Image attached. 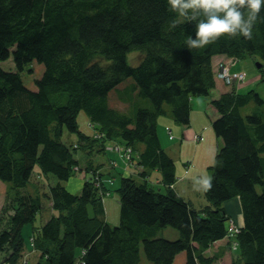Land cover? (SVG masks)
<instances>
[{"label":"trees","instance_id":"trees-1","mask_svg":"<svg viewBox=\"0 0 264 264\" xmlns=\"http://www.w3.org/2000/svg\"><path fill=\"white\" fill-rule=\"evenodd\" d=\"M173 22L177 27H170ZM189 35L195 38L194 23L168 11L167 0H0V62L11 53L15 67H0V181L7 187L0 264H19L22 227L34 223L44 198L52 215L34 229L36 264H140V247L152 264H171L180 252L186 254L183 264H211L215 258L205 252L219 243L227 245V264H264V100L254 90L235 88L210 100L219 146L203 207L173 189L175 163L156 134L158 117L189 124L190 99L214 88V56L257 57L264 83V23L256 24L251 40L221 38L201 50L184 46ZM131 51L138 53L136 65L128 63ZM32 62L43 66L35 90L21 78ZM127 78L146 103L130 115L108 101ZM80 111L94 136L79 131ZM64 128L77 135L76 147L62 140ZM109 141L121 144V153L129 149L124 161L139 168L119 177L116 226L105 220L101 192L108 178L91 164L80 169L74 155L76 148L104 153ZM36 165L37 176L58 180L42 195L26 191ZM76 169L84 178L73 195L60 182ZM152 171L160 175L163 193L149 183ZM234 199L242 226L230 236L226 223L234 211L227 202ZM164 227L178 237H156Z\"/></svg>","mask_w":264,"mask_h":264},{"label":"crops","instance_id":"crops-1","mask_svg":"<svg viewBox=\"0 0 264 264\" xmlns=\"http://www.w3.org/2000/svg\"><path fill=\"white\" fill-rule=\"evenodd\" d=\"M215 58L227 59L228 57L223 56V55L214 56L212 59V66H214L213 61H215ZM230 59L233 60L232 58ZM231 69H235L234 60H233V67ZM227 90H228V87L224 86L220 82L217 83V81L215 80L214 88L211 90L209 96L192 97L190 99V102H191L190 105H192V111H191V114H189L190 115L189 124L187 126L178 125L170 118L161 120V118L158 117L156 120V134H157L160 147L173 159L175 163L176 179L172 187L180 196H182L185 200L189 201L195 208H198V206L199 207L203 206L202 205L203 203H198V205H196V201L192 194L200 193L202 191V190H199V191L197 190L199 186L196 185L195 181L199 176L205 175V171L203 169V166H202V170H200L199 168L195 166L193 162V158L190 157L191 147L193 146V148L196 149L199 147V145H201L202 141L204 142L207 138L211 140L212 132H210L209 129H211V121L216 116V113L213 107L210 105V100L216 99L220 94L226 92ZM188 126L191 128V131L189 132L188 138L185 140L182 135V128H179V127L187 128ZM81 132L87 136L92 135L90 134L89 131L88 132L81 131ZM66 137L68 138L72 136H69L67 134ZM191 141H196V142L201 141V142L198 144L196 143L194 144ZM69 144H72V143H69ZM73 144H75V141ZM122 147L123 146L117 143L116 141H114L113 144H109V145L106 143L105 152L99 153L105 156V159H107L108 161L109 168L106 162H103V161L96 162V158L99 154H96V153L94 154L95 151L94 152L93 151H88V152L81 151L84 157V164L82 165L79 163L80 169L83 170L86 166H89V164H91L92 167L98 169V172L101 173L103 179L106 180L108 178V180H111V183H113L115 175L128 176L131 174H135V172L139 168L134 165L135 163L134 160L130 161L131 163L124 161V159L120 156V151L122 150ZM107 155L108 157L111 155V157L106 158ZM116 159H120L119 160L120 162L116 163ZM179 164H180V167H179ZM106 169L109 170L107 173H106ZM76 174H80L82 178L84 177L83 172L76 173ZM152 174L157 176L156 181L151 182L149 179L150 181L149 183L152 184V186L155 189L159 190L158 187H155V185L163 186V184L160 182V175L156 171H152L150 175ZM37 179H41V178L37 176ZM47 179L51 180L52 178L47 177ZM32 181H34V183H36L38 187L41 189L40 195L47 192L49 183L45 184L43 180L35 181L32 179L30 183ZM52 182L54 181L52 180ZM30 183L28 184L26 191L29 192L30 194H36V192L32 190ZM67 184L73 186L74 189L75 188L78 189V184H75L73 181L72 182L68 181ZM108 184L109 183L107 182L105 183L106 189H107ZM6 188H7L6 185L0 181V209L2 208L4 201H5ZM64 188L66 189L67 186H64ZM44 201L46 204L44 205L41 213L37 215L34 223L26 224L22 227L21 235L23 237V240L26 237V241L24 240V249L22 252L23 257L21 258L19 264H36V262L38 261L39 251L34 248L33 242H32V236L34 235V229L38 230L40 226L44 224L52 215L50 201L46 200L45 198H44ZM102 202H103L106 222L111 226L116 224L119 221V202L118 200L111 201V198H109L108 200L106 201L104 200ZM229 203H230V206L232 204H236V207H235L236 212L234 211V213L236 214V218L233 220L234 224L236 226H242V216H241V212H240V208H239L237 200L234 199V200L227 202V204ZM162 230L168 231L167 232L169 234L168 237H165L164 235H162L161 234L162 232L159 233ZM162 230L158 232L159 234L158 233L156 234V237L159 236V237L167 238V239H174L178 237V233L174 229L165 230V228H163ZM227 251H228L227 245H225V243H219L207 249L205 252V256L215 258L211 264H227V254L229 253V251L228 252ZM185 256H186L185 252H180L179 254L176 255L172 264H183L185 260ZM2 260H3V256H0V262ZM1 264H5V263L2 262Z\"/></svg>","mask_w":264,"mask_h":264},{"label":"rangeland","instance_id":"rangeland-1","mask_svg":"<svg viewBox=\"0 0 264 264\" xmlns=\"http://www.w3.org/2000/svg\"><path fill=\"white\" fill-rule=\"evenodd\" d=\"M131 52L128 53V55H127L128 63L130 65H136L137 62L139 61L138 53H136L135 51H131ZM233 60H234V64H235V69H231L233 67ZM233 60H231L230 58L229 59L228 58L227 59L215 58V61H213L214 62V66L213 67H214L215 77H216L217 83L220 82L224 86L228 87V90L226 92H229V91L233 90V88H236L234 90L237 93H246V92H248L250 90H254L264 100V83H262L260 81V77H259L260 66L259 67L257 66V64H259L260 60L257 57H255V56H245V57H242V58H240L238 60H236V59H233ZM219 64H223L225 66L227 72L231 73V74L223 73V74L227 75L228 78H230V83H227L224 79H222V75L221 74H219V76H218V73H216L217 67H218ZM0 67L2 69H4V70H12V71H14L15 67H14V64H13V61H12L11 53H10V56L8 57V59H6L5 61L0 62ZM219 68L220 69H222V68L224 69V67L221 66V65L219 66ZM28 69H31L32 71L29 73V72H27ZM42 72H43V66L41 64H38L36 62H32V63L26 65L24 67L23 72H21V78H22V81H23L24 85L27 88L35 90L36 86L34 84V80L39 78L41 76ZM236 73L243 74V76H244L243 77L244 79L240 83H235L236 82L235 75H232V74H236ZM133 85H134L133 79L132 78H127L122 83L119 84V87L117 86L116 89H112V91H110V93L108 95V101L110 100V104L109 105L111 107H113V108H116V109L124 111L128 115L132 114L133 110L136 107H145L146 106V103L144 102L145 100H143V98H141L137 93L133 94V91H134L133 88H132ZM226 92H224V93H226ZM111 94H113L112 98H110ZM114 94L117 95V99L115 98ZM190 104H191V102H190ZM191 111H192V105H190V114H191ZM189 117H190V115H189ZM160 118H161V120H163V119H168L169 117L168 116H163V117H160ZM76 121H77V125H78L79 131H83V132H88L89 131L90 134H92V136L95 135V133H96L95 129L91 125H89L88 118H87V116H86L84 111L78 112V114L76 116ZM179 128H182V135H183L184 139L186 140L188 138V136H189V132L191 131V128L189 126L187 128H185V127H179ZM209 130H210V132H212L211 140H209L207 138L204 142L202 141L203 143L200 141L201 145H199V147L196 148V149H194L193 146H192L191 147V152H190V157L193 158V162H194L195 166L197 168H199L200 170H202V166H203L205 174L208 175V176L211 175V172H210V170L208 168L213 164L214 156H215L217 148L219 146V141L217 140L212 128L209 129ZM67 134L69 136H72V137H68L67 138L66 137ZM62 140L64 142H66L67 144H69V143L73 144L74 141H75V143H77L78 137H77V135L75 133H70L66 128H64L63 129ZM191 142L194 143V144L195 143L196 144L200 143V142H196V141H191ZM113 143H114V141L107 142L108 145L109 144H113ZM95 153L99 154L100 152H94V154ZM74 155H75V158L79 161V163L83 165L84 164V157H83V153L81 152V150H78L76 148V152L74 153ZM109 157H111V155ZM109 157H108V155L106 156V158H109ZM119 160L120 159H116V163H119L120 162ZM99 161L106 162L107 166L109 168L108 161H107V159H105V156L103 154H99L97 156L96 162H99ZM179 167H180V164H179ZM112 169H114V168H112ZM108 171L109 170L106 169V173ZM37 172H38V166L36 165L34 167V169H33L32 180L40 181V179H37V174H38ZM99 174H101V173H99ZM39 177L41 178V180L44 181L45 184L49 183V185H51V186L55 185L58 182V180H56L51 175H47V177L52 178L51 180L47 179V177L44 176V175H42V176L40 175ZM101 177H102V175H101ZM114 177L115 178H114L113 183H111L110 180L107 181V183H109L107 185V190L108 191L107 190H103L101 192V194L103 196L102 197L103 201L104 200L106 201L109 198H111V201L112 200H116V201L119 200L118 193H117V188L119 186V177H120V175H115ZM156 177L157 176L152 174V175H150L149 179H150L151 182H155L156 181ZM52 180L54 182H52ZM68 181L69 182L73 181L75 184H78V189L77 188L74 189L73 186L68 185L67 184ZM30 184H31L32 190L34 192H36V194H40L41 193V189L38 187V185L36 183H34V181H32ZM60 184L63 185V186H67L66 190L68 192H70L71 194L78 195L80 193V191H81V187H82V184H83V178L81 177L80 174H76V175H73V176L69 177L68 180H66V181H61ZM155 187H158L160 193L164 192V188H163L162 185H158V186L155 185ZM192 195L194 196V199L196 201V205H198V203H203L202 205H205V200L203 199V196H204L203 191H201L200 193H194ZM45 204L46 203L44 201V205ZM228 206H230V203L228 204ZM235 206H236V204H232L230 206V209L232 211L236 212ZM201 207H203V206H201ZM229 213L232 216V220H234L236 218V214L235 213L231 214L230 211H229ZM237 216H238V214H237ZM117 224H118V222L116 224L112 225V226H116ZM226 226L228 228H229V226H235V227L238 228V226H236L233 221H231V225H230L229 222H227ZM164 228H165V230H173L170 227H164ZM162 229L163 228H161L160 230H162ZM167 232L168 231L162 230L159 233H161L165 237H168L169 234ZM157 237H159V236H157ZM24 240L26 241V237H25ZM27 242H29V241H27ZM232 251H233L234 258H236L238 251L237 250L236 251L232 250ZM176 255H175V257H176ZM175 257H174V259H175ZM174 259H173V261H174ZM140 262H141L140 264H152V263H150V262H148L146 260V258L144 256V253H143V250H142L141 247H140Z\"/></svg>","mask_w":264,"mask_h":264},{"label":"clouds","instance_id":"clouds-1","mask_svg":"<svg viewBox=\"0 0 264 264\" xmlns=\"http://www.w3.org/2000/svg\"><path fill=\"white\" fill-rule=\"evenodd\" d=\"M167 5L184 23L195 25V38L189 35L184 42L189 50L205 49L221 38L251 40L256 24L264 23V0H167ZM170 27H177L176 22ZM195 183L198 191L207 192L212 177L199 176Z\"/></svg>","mask_w":264,"mask_h":264},{"label":"built area","instance_id":"built-area-1","mask_svg":"<svg viewBox=\"0 0 264 264\" xmlns=\"http://www.w3.org/2000/svg\"><path fill=\"white\" fill-rule=\"evenodd\" d=\"M220 65L223 66L224 69L223 68L220 69L219 68ZM216 73H218V76H219V74H221L222 75V79H224L227 83H230V78H228V76L223 74V73H227V74H231V73L227 72V70H226V68H225V66L223 64H219L218 65ZM232 75H235V79H236L235 83H240L244 79L243 78L244 77L243 74L236 73V74H232ZM121 151H120V156L123 159H125V160L129 159L130 150L127 149L125 153H121ZM228 230H229V235L231 236V235H234L238 231V228L235 227V226H229ZM232 248L233 249L236 248V243H233Z\"/></svg>","mask_w":264,"mask_h":264},{"label":"bare ground","instance_id":"bare-ground-1","mask_svg":"<svg viewBox=\"0 0 264 264\" xmlns=\"http://www.w3.org/2000/svg\"><path fill=\"white\" fill-rule=\"evenodd\" d=\"M72 145H73L74 147H76L75 144H72ZM80 172H81V171H79V169H76L75 174H76V173H80ZM83 178H84V177H83Z\"/></svg>","mask_w":264,"mask_h":264},{"label":"water","instance_id":"water-1","mask_svg":"<svg viewBox=\"0 0 264 264\" xmlns=\"http://www.w3.org/2000/svg\"><path fill=\"white\" fill-rule=\"evenodd\" d=\"M257 66L259 67V66H260V64H257Z\"/></svg>","mask_w":264,"mask_h":264}]
</instances>
